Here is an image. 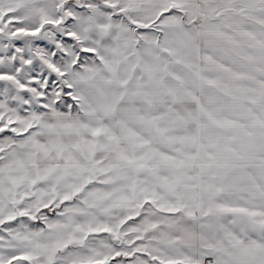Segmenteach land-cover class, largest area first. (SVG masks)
Here are the masks:
<instances>
[{
  "label": "snow or ice",
  "instance_id": "snow-or-ice-1",
  "mask_svg": "<svg viewBox=\"0 0 264 264\" xmlns=\"http://www.w3.org/2000/svg\"><path fill=\"white\" fill-rule=\"evenodd\" d=\"M0 264H264V0H0Z\"/></svg>",
  "mask_w": 264,
  "mask_h": 264
}]
</instances>
